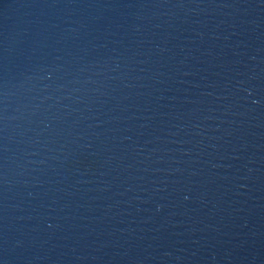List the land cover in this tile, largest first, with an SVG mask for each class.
<instances>
[{
    "label": "water",
    "instance_id": "water-1",
    "mask_svg": "<svg viewBox=\"0 0 264 264\" xmlns=\"http://www.w3.org/2000/svg\"><path fill=\"white\" fill-rule=\"evenodd\" d=\"M0 264H264V0H0Z\"/></svg>",
    "mask_w": 264,
    "mask_h": 264
}]
</instances>
